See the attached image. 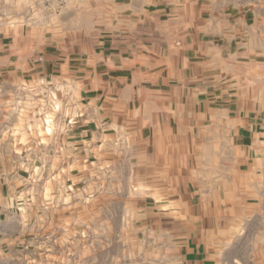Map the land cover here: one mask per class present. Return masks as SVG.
Instances as JSON below:
<instances>
[{"label": "rangeland", "instance_id": "rangeland-1", "mask_svg": "<svg viewBox=\"0 0 264 264\" xmlns=\"http://www.w3.org/2000/svg\"><path fill=\"white\" fill-rule=\"evenodd\" d=\"M91 1L0 0L1 30L3 23L13 27L18 16L20 27L35 26L49 38L34 53L40 78L15 85L6 97L14 109L6 124L15 125L0 131L8 136L0 151L16 158L15 182L5 193L13 207L1 216L0 235L38 236L24 241V256L13 253L0 264H149L161 250L175 247L166 216L181 209L161 204L180 192L161 190L165 179L150 158L152 148L134 142L125 114L116 113L112 121L103 84L116 76L115 65L91 58L95 32L85 48L74 28L61 29L71 9ZM242 1L248 24L259 23V60H264V0ZM54 23L55 33L49 30ZM9 34L1 32L0 39H11ZM259 104H264V69H259ZM259 119L264 120L262 110ZM232 157L216 160V167L230 166L232 175L184 177L188 196L211 203L193 210L202 222L184 225V240L202 232L232 264H264V145L248 168L234 152ZM200 187L204 190L193 192Z\"/></svg>", "mask_w": 264, "mask_h": 264}, {"label": "crops", "instance_id": "crops-1", "mask_svg": "<svg viewBox=\"0 0 264 264\" xmlns=\"http://www.w3.org/2000/svg\"><path fill=\"white\" fill-rule=\"evenodd\" d=\"M243 4L242 0L233 6L224 0H94L83 9H71L70 19L61 22V29L70 26L79 32L85 48L88 41L93 44L95 32L96 52L91 58L115 65L117 72L103 84L112 121L116 113L125 114L134 142L152 148L150 158L165 179L161 190L180 192L179 198L161 204L181 209L166 216L175 247L161 250L149 264H232L225 250L206 241L202 232L184 240V225L202 222L193 210L211 206L198 195H187L184 177L232 175L230 166L216 167V160L231 162L234 152L248 168L264 145L259 23L248 24ZM18 18L11 28L3 23L11 39H0V131L15 125L6 124L14 110L6 97L25 78H40L34 53L49 39L35 26L20 27ZM49 30L55 33V23ZM6 137L0 132V144ZM14 159L0 151V222L13 207L11 194L5 193L15 182ZM36 236L0 235V260L13 253L24 256V241Z\"/></svg>", "mask_w": 264, "mask_h": 264}]
</instances>
